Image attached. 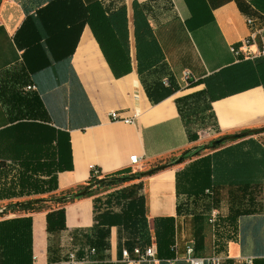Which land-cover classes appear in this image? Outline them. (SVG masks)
<instances>
[{
  "label": "crops",
  "instance_id": "obj_1",
  "mask_svg": "<svg viewBox=\"0 0 264 264\" xmlns=\"http://www.w3.org/2000/svg\"><path fill=\"white\" fill-rule=\"evenodd\" d=\"M46 1L0 0V161L7 168L0 187L10 188L21 175L30 180L28 196L0 202L76 190L89 179L92 167L103 175L130 171L134 155L142 170L199 147L202 131L187 124L176 101L206 90L205 80L216 74L224 81L226 95L210 104L214 124L206 132L228 135L264 126V87L236 81L242 60L231 52L250 35L248 19L255 28L264 29V14L246 0H78L82 26H53L58 38L27 47L18 32L27 15L35 14ZM135 12L142 18L136 20ZM35 31L48 28L37 25ZM156 45L173 93L165 84L167 78L139 71V64L155 63ZM185 72L192 74L190 82ZM160 80L165 86H156ZM29 86L36 90L28 91ZM115 113L137 118L133 124L113 122L110 116ZM195 132L198 139L192 141L189 135ZM186 165L168 167L121 187L142 182L136 196L146 199L150 242L156 247L154 219H175L174 256L155 264H167L176 256V264H187L189 246L197 256L219 258L221 264H246L247 259L264 264V184L248 191L254 201L245 200L242 206L250 212L223 232L218 222H208L211 212L197 220L195 216L205 210L203 202L178 194L176 174ZM211 190L213 196L207 197L215 200L213 210L221 224L232 215L233 197L239 190ZM112 191L68 204L63 230L48 232L47 213L30 214L33 264H65L71 253L87 259L85 264H119L122 250L128 249L121 228L111 227L108 249L99 251L93 245L94 199ZM23 216L5 215L0 220ZM138 245L135 241L133 247ZM92 248L97 249L95 254H90Z\"/></svg>",
  "mask_w": 264,
  "mask_h": 264
},
{
  "label": "trees",
  "instance_id": "obj_2",
  "mask_svg": "<svg viewBox=\"0 0 264 264\" xmlns=\"http://www.w3.org/2000/svg\"><path fill=\"white\" fill-rule=\"evenodd\" d=\"M246 1L256 11L264 14V0ZM79 8L78 0H75V3L74 0H47L45 6L37 8L35 14L29 13L27 15V19L18 32L24 39V45L31 47L36 43L40 44L41 40L50 44L52 40L60 36L59 32L51 31L53 26H82L83 13L79 11ZM141 18L139 12H135V19ZM108 21L110 23L109 18ZM144 23L148 27L147 23ZM37 25L43 26L44 29L47 27L48 31L36 32L35 27ZM144 52L146 54V49ZM138 53L141 56L142 50H138ZM155 57L154 64H139V71L141 73L142 70L152 71L151 73L160 79L162 77L167 78V87L173 93L171 76L168 74L166 65L162 62V56L157 45ZM238 67H240L241 73L240 77L235 78L236 81L250 85L249 87L260 84L264 87V60H242V64ZM204 83H206V90L177 99L176 103L181 116L187 118L192 116V113L198 112L196 114L198 115L201 112L204 121L206 119L204 115L210 110V104L226 95L224 81L220 79L218 74L215 75V78L205 80ZM156 86L163 87L165 85L160 80ZM208 119L212 120L213 118L210 115ZM189 137L192 141H196L198 139L197 132L191 133ZM213 141H210L205 147L186 150L179 158L154 162L147 166L148 168L146 167L143 172L131 173L127 170L114 175H103L100 170L98 174L91 170L89 179L83 185L78 186L76 190H67L33 200L8 203L5 210L0 213V218L15 212L23 213L26 216L0 220V264H33L32 218L30 214L45 212L47 213L48 232L63 230L66 228L65 207L75 200L91 198L100 190L114 191L107 194L105 198L94 199L96 230V238L93 241L94 247L99 251L108 249L110 229L114 226L121 228L122 238L127 239L126 245L129 250L134 248L135 241L139 243L141 248L146 247L151 243L146 216V199L144 196H136V190L142 189L143 184L140 182L128 188H117L125 183L141 181L142 174L153 169L182 164L199 156L203 150H211L213 153L192 161L176 174L177 192L179 195H186V198L192 199L193 202H203L205 210L195 216L198 221H201L205 217L204 213L206 211L210 213L216 203L214 199L205 195L206 190L236 187L242 196L233 197L232 215L226 222L221 220V224H219L220 220L218 221L219 217L216 221L219 231H229L239 217L250 212V210L243 209L242 206L245 200L249 204L254 201L248 191L254 186L264 184V145L251 137L238 140L239 142L235 141L236 143L233 142L234 144L225 148L223 146L226 142L213 146ZM5 169H7L5 163L0 161V181H4V178L7 177ZM29 184L28 177L19 176L17 183H12L10 188L0 187V200L28 196L25 189ZM87 189L89 191L85 196L75 198V194ZM41 193L45 194L46 192ZM177 208L178 213L183 211L181 205ZM153 232L159 260L164 261L172 258L174 256L175 219H154ZM226 238L228 239L229 236Z\"/></svg>",
  "mask_w": 264,
  "mask_h": 264
},
{
  "label": "built area",
  "instance_id": "obj_3",
  "mask_svg": "<svg viewBox=\"0 0 264 264\" xmlns=\"http://www.w3.org/2000/svg\"><path fill=\"white\" fill-rule=\"evenodd\" d=\"M247 25L252 28L250 35L242 40L238 45L231 47L232 54L238 60H264V29L255 28L254 21L252 19L247 20ZM184 78L187 82H190L192 79V74L189 72H185ZM165 84L167 82L165 81ZM28 91L36 90L34 86L27 87ZM113 122L121 121L125 124H133L137 118L136 114H133L131 117H123L120 114H112L110 116ZM203 131L200 132L199 138H208L210 134L205 132L203 136ZM130 171L132 173H136L140 171V159L138 156L134 155L130 157ZM91 170H94L95 174L99 173V170L95 167H92ZM205 194L209 197L213 196V191L206 190ZM219 217V213L216 210H212L208 216V222L210 224H215L217 218ZM96 249L92 248L90 250V254H95ZM179 261V258L176 256L175 258L168 260L167 264H176ZM184 261L187 264H221V260L219 258H211L206 260L196 255L195 249L192 246H189L185 250ZM159 262L157 257V247L155 243H151L150 245L141 248L139 245L135 246L132 250L124 249L122 250V257L119 264H155ZM252 259H247L245 261L246 264H252ZM87 263V259L79 260L77 258L76 253H71L68 256V260L65 264H85Z\"/></svg>",
  "mask_w": 264,
  "mask_h": 264
},
{
  "label": "rangeland",
  "instance_id": "obj_4",
  "mask_svg": "<svg viewBox=\"0 0 264 264\" xmlns=\"http://www.w3.org/2000/svg\"><path fill=\"white\" fill-rule=\"evenodd\" d=\"M248 4V3H247ZM250 6V5H249ZM250 7H252V6H250ZM196 114L197 113H192V116H188L187 118H188V121H187V124L191 127V128H193V129H198V131H203V136L205 135V132H206V129L207 128H209V127H212L213 126V120H209L208 119V116H210V113H206L204 116H206V119L203 121L202 120V118L203 117H201V116H199V115H197L196 116ZM264 127V126H263ZM251 129H255V128H251ZM240 132H242V131H238V132H232V133H230V134H228V135H233V134H236V133H240ZM215 134V133H214ZM211 135V136H209L208 138H203V139H200L199 138V140H198V146L199 147H205V146H207L209 143H210V141H212V140H215V139H218V138H222V137H224V136H228V135ZM251 138H254L255 140H257L258 142H263L264 143V132L263 133H259V134H256V135H252V136H250ZM237 142H239V141H237ZM234 143H236V142H234ZM233 142H226L225 144H224V146H223V148H225V147H227V146H230V145H232V144H234ZM213 152L211 151V150H203L201 153H200V155L199 156H197V157H194V158H192L191 160H187V161H185V162H183L182 164H176V165H174V167H176V168H178V167H182V166H185L186 164H190L192 161H194V160H197V159H199L200 157H204V156H207V155H210V154H212ZM180 157V156H179ZM187 166V165H186ZM148 168V167H147ZM145 169H142V170H140L139 172H143ZM132 173V172H131ZM142 179H144V178H142ZM135 182H137V181H133V182H129V183H125V184H123V185H121V186H119L118 188H121V187H124V186H129V185H131L132 183H135ZM99 192H106L105 190H100ZM236 194V196H242V194H240L239 192H236L235 193ZM12 202H15V201H12ZM245 202V201H244ZM243 202V203H244ZM8 203H10V202H7V201H3V202H0V211H4L5 210V208H6V206H7V204ZM21 215V214H23V213H20V212H15V213H9V214H7V215Z\"/></svg>",
  "mask_w": 264,
  "mask_h": 264
},
{
  "label": "water",
  "instance_id": "obj_5",
  "mask_svg": "<svg viewBox=\"0 0 264 264\" xmlns=\"http://www.w3.org/2000/svg\"><path fill=\"white\" fill-rule=\"evenodd\" d=\"M263 132H264V127L251 129V130H246V131H243V132H240V133H236V134H233V135L224 136V137H222V138H220L218 140H214L212 142V145L213 146L220 145V144H222L224 142H235V141H238V140H241V139H246V138H248V137H250L252 135H256V134L263 133ZM167 168H168L167 166H163V167H160V168L153 169V170H151L149 172H145V173L142 174V178L149 177V176L154 175V174H156V173H158L160 171H163V170H165ZM88 191H89V189L75 194V198H80V197L85 196L88 193Z\"/></svg>",
  "mask_w": 264,
  "mask_h": 264
}]
</instances>
